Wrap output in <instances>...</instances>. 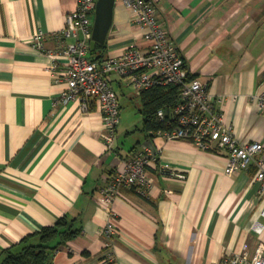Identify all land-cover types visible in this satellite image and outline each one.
Here are the masks:
<instances>
[{
    "label": "crops",
    "instance_id": "crops-1",
    "mask_svg": "<svg viewBox=\"0 0 264 264\" xmlns=\"http://www.w3.org/2000/svg\"><path fill=\"white\" fill-rule=\"evenodd\" d=\"M152 1L190 74L224 98L216 104L234 133L264 143V109L256 101L264 94V0ZM78 3L0 0V251L67 215L82 232L47 264H219L253 256L264 246V230L252 229L264 209L255 163L229 175L225 152L144 130L142 101L141 125L134 130L121 117L108 149L97 104L86 111L59 101L66 83L51 66L56 54L66 61L62 48L82 37L63 34ZM40 31L46 50L33 46ZM105 43L107 57L147 45L122 0ZM113 74L122 114L121 97L135 94L127 78ZM148 145L167 172L149 168L147 196L123 188L113 204L102 202L100 188ZM111 219L119 234L109 247L101 230Z\"/></svg>",
    "mask_w": 264,
    "mask_h": 264
},
{
    "label": "built area",
    "instance_id": "built-area-1",
    "mask_svg": "<svg viewBox=\"0 0 264 264\" xmlns=\"http://www.w3.org/2000/svg\"><path fill=\"white\" fill-rule=\"evenodd\" d=\"M97 1L79 0L77 9L68 16L63 34H81L82 37L62 48L61 53L66 56V61L61 62L57 54L54 55L51 68L53 72L61 70L66 83L59 101H77L86 111L92 104H97L106 129L104 142L108 149H113L121 117V103L112 83V73L127 78L139 93L155 86L178 85L181 92L177 104L158 112L159 119L167 123L168 128L157 134L169 139L191 138L203 150L225 152V172L229 175L246 170L255 163L258 167L255 179L260 185L259 194L264 195V158L259 157L264 150V143L240 139L217 107L216 102L224 98H214L207 83L199 78H189L190 70L185 58L160 21L154 2L122 0L131 10L133 19L142 27L147 45L131 44L122 54L97 61L90 56ZM43 37V31L35 34L34 48L46 50ZM256 101L259 108L264 109V94L257 96ZM158 160V150L152 145L133 153L123 168L100 188V200L108 205L113 204L123 188H131L139 195L147 196L151 186L149 168L167 172ZM177 175L184 177L183 174ZM252 229L259 234L263 232L264 209L253 222ZM101 232L106 236V245L109 247L119 234L112 219L103 226ZM219 264H264V246L260 244L253 256L247 253L234 254L224 257Z\"/></svg>",
    "mask_w": 264,
    "mask_h": 264
},
{
    "label": "trees",
    "instance_id": "trees-1",
    "mask_svg": "<svg viewBox=\"0 0 264 264\" xmlns=\"http://www.w3.org/2000/svg\"><path fill=\"white\" fill-rule=\"evenodd\" d=\"M106 43H96L90 47V56L93 60L104 61ZM189 78H195L189 73ZM180 86L167 85L155 86L140 92L142 113L144 116L143 129L157 134L160 130L168 128L167 123L159 119V110L172 107L179 101ZM76 219L67 215L38 232L24 237L15 246L0 251V264H47L56 250L64 246L69 240L82 232V227L77 225ZM35 239L32 240V239Z\"/></svg>",
    "mask_w": 264,
    "mask_h": 264
},
{
    "label": "water",
    "instance_id": "water-1",
    "mask_svg": "<svg viewBox=\"0 0 264 264\" xmlns=\"http://www.w3.org/2000/svg\"><path fill=\"white\" fill-rule=\"evenodd\" d=\"M116 0H98L93 24L91 46L105 43L113 27L114 6Z\"/></svg>",
    "mask_w": 264,
    "mask_h": 264
},
{
    "label": "rangeland",
    "instance_id": "rangeland-1",
    "mask_svg": "<svg viewBox=\"0 0 264 264\" xmlns=\"http://www.w3.org/2000/svg\"><path fill=\"white\" fill-rule=\"evenodd\" d=\"M115 77L117 76L116 74H113ZM116 86V85H115ZM128 89L133 95L131 98L128 97H121V102H122V123H126L128 122V125H131V128L135 130V127L137 125H141V115L139 112V108L141 107V97H139L137 94V92H135L134 89H132L131 87L126 88ZM124 98V99H123ZM127 116V119H124V116ZM120 117V119H121ZM122 123L119 124V130H122ZM135 132H138V130H136ZM118 136V135H117Z\"/></svg>",
    "mask_w": 264,
    "mask_h": 264
}]
</instances>
